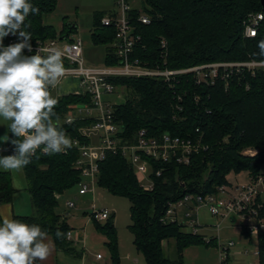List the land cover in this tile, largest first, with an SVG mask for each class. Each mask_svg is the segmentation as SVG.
I'll return each mask as SVG.
<instances>
[{
  "label": "trees",
  "instance_id": "obj_1",
  "mask_svg": "<svg viewBox=\"0 0 264 264\" xmlns=\"http://www.w3.org/2000/svg\"><path fill=\"white\" fill-rule=\"evenodd\" d=\"M39 8L38 14H29L25 23L32 43L38 40L66 38L77 28L67 24L58 34L45 16L53 12L58 0H29ZM141 9L152 17L150 24L139 21L141 9L133 8L131 15L135 32L142 36L134 55L150 67L172 69L219 62L243 61L261 58L258 42L264 39V20L257 35H245V20L249 14L264 11L261 0H141ZM95 14L92 33L96 44H107L106 64L118 62L113 26L102 25V17ZM167 47H161V39ZM6 43V37L3 44ZM26 56L35 53L24 54ZM112 81L125 90V99L113 104V113L120 126V135L134 141L138 130L145 128L149 135L168 133L182 138L200 140L206 148L192 156L189 164L166 162L150 158L152 188L146 189L131 161L122 153H108L99 162L98 185L116 195L127 196L131 202L130 229L138 251L148 264H184L183 253L193 243L211 244L203 234L184 229L178 222L162 220L170 202L179 201L186 194L217 193L227 183L230 172L247 171L251 176L264 174V68L255 74H234L229 85L223 79L215 84H198L192 73L179 75L173 84L154 77H114ZM52 91V89H51ZM53 120L68 137L88 143L82 128L92 119L78 117L66 122L70 104L90 102L88 94L69 93L59 96ZM17 139L10 132L12 140ZM254 149L255 154L244 153ZM80 156L78 147L71 145L67 152L48 155L38 151L31 163L24 167L27 191L33 213L15 214L14 219L37 224L52 234L58 248L72 250L68 239L70 226L58 212L59 195L79 188L82 173L76 167ZM161 171L158 175L157 171ZM17 190L11 172L0 170V204L13 201ZM264 216V196L259 197ZM95 223L108 237L111 264H120L117 229L112 213L104 221ZM1 221V219H0ZM57 231L63 235L57 237ZM175 239L176 255L167 257L164 241ZM259 262L264 264V231L258 236Z\"/></svg>",
  "mask_w": 264,
  "mask_h": 264
},
{
  "label": "built area",
  "instance_id": "obj_2",
  "mask_svg": "<svg viewBox=\"0 0 264 264\" xmlns=\"http://www.w3.org/2000/svg\"><path fill=\"white\" fill-rule=\"evenodd\" d=\"M131 0H118L120 12H112L102 17V25L113 26L115 28L116 39L114 42L115 54L118 62L101 68L86 67L84 65L83 41L78 37L49 38L38 40L31 43L32 51L24 50L23 54L35 53L38 49H58L63 53V64L66 69L61 82L71 76L78 77L80 80L81 92L77 94H88L90 102L70 104L69 111L66 114V122H72L78 117H88L92 119L90 125L83 127V134L88 137V143L82 142L78 138H70L71 145L78 147L80 156L76 162V167L82 173V180L79 183V193L95 194L98 184L99 162L106 155L112 153H122L125 155L136 169V173L146 189L152 188L153 181L150 178L152 169L151 161L148 157L166 162L176 161L178 163L189 164L192 156L206 148L200 140H194L191 137L182 138L164 133L160 136L148 134L147 129L142 128L136 133L134 141L124 139L120 135V126L117 123L113 113V102L108 96L117 92L118 86L112 81L114 77H154L164 79L173 84L179 75L192 73L198 84H215L218 79H223L226 86L229 85L230 78L234 74L250 72L255 74L260 68L257 59H248L243 61H219L193 65L184 68L172 69L162 68L159 65L150 67L146 62L134 55L135 48L140 44L142 36L135 32L136 28L131 15ZM264 20V11L249 14L245 20V35L254 37L257 35L259 25ZM139 21L143 24H150L152 17L146 11L141 10ZM22 42V38L17 35L6 37L4 46L13 43ZM161 47H167V40L161 39ZM46 56V51L40 52ZM56 87V88H57ZM55 88V89H56ZM54 89H52L53 91ZM59 96H56L57 99ZM95 134L96 138L93 136ZM66 149L64 152H67ZM42 151V150H38ZM37 151V152H38ZM43 152V151H42ZM14 153V151H13ZM246 154H255L254 149H247ZM160 175L161 171H157ZM249 179L237 185V193H227L226 184L219 187L217 193L212 194H186L179 201L170 202L166 209L163 221L180 223L181 211H185L187 217V227L193 233H200L199 212L201 209H207L212 216L226 218L233 213L242 214L245 218L244 230L252 238L256 236V244L252 249L245 248L246 255L257 257L259 262L260 249L258 236L264 231V216L261 213L262 203L258 202L259 197L264 196V174L253 177L248 172ZM148 179V183L143 181ZM67 207L72 209L76 207L74 199L67 201ZM91 218L98 221H104L111 216L112 211L108 208H98L95 201L92 204ZM187 208H190L187 210ZM184 226L183 223H180ZM221 223L216 226L219 229ZM71 230L68 232V239L71 238ZM207 242L214 240L204 235ZM234 246V241L222 245L220 260L222 264L228 261L230 248ZM101 259L102 255L97 254ZM255 264V263H250Z\"/></svg>",
  "mask_w": 264,
  "mask_h": 264
},
{
  "label": "clouds",
  "instance_id": "obj_3",
  "mask_svg": "<svg viewBox=\"0 0 264 264\" xmlns=\"http://www.w3.org/2000/svg\"><path fill=\"white\" fill-rule=\"evenodd\" d=\"M39 8L29 0H0V119L17 139L11 141L14 154L0 157V168L20 171L31 163L38 150L52 155L71 147V139L54 122L57 99L52 95L65 74L63 53L58 49L32 51L30 34L22 29L29 14ZM17 35L22 42L3 45L9 35ZM258 61L264 66V39L258 42ZM48 54L42 56L40 52ZM4 142L8 137L2 138ZM63 234L57 231L59 238ZM52 252L48 233L37 224L5 217L0 222V264H37Z\"/></svg>",
  "mask_w": 264,
  "mask_h": 264
},
{
  "label": "rangeland",
  "instance_id": "obj_4",
  "mask_svg": "<svg viewBox=\"0 0 264 264\" xmlns=\"http://www.w3.org/2000/svg\"><path fill=\"white\" fill-rule=\"evenodd\" d=\"M132 8L141 9V0H131ZM142 10V9H141ZM120 12L118 0H58L56 9L45 16V22L54 26L58 34L63 31L67 24H76L77 28L71 33V37L81 38L83 41V53L84 65L86 67L101 68L106 66V50L107 44H96L93 40L92 33L95 29V14L98 12ZM54 96V91L52 92ZM113 103H119L125 99V90L118 88L117 92L108 96ZM7 136L8 141L4 142L3 137ZM93 136L96 138L95 134ZM14 154L10 146V131L7 128V122L0 119V157ZM1 171H6L0 168ZM11 172L13 185L17 192L14 196L13 203L16 208V212L19 214H32V201L30 194L27 191V178L26 172L23 168L20 171ZM247 171L240 172L239 178L241 181L249 179V175L245 173ZM239 173L230 172L227 175L226 191L223 196H227L228 192L237 193V185L239 184L237 178ZM148 179L143 182L148 183ZM96 187V205L98 208H108L112 211V220L117 229L118 239V252L120 256V264H148L145 255L138 251L135 242L134 234L130 229L131 220V202L127 196L116 195L109 192L106 188L99 186ZM77 188H73L64 194L75 192ZM65 196V195H64ZM59 200V213H63V204L65 197H60ZM86 200V197H83ZM91 201V200H90ZM80 204V205H79ZM89 202L81 201L77 203L71 213L75 218H71L70 226L76 227L77 230L80 226H84L86 219H82L79 213L82 212V207L89 206ZM93 204V202H92ZM91 204V205H92ZM88 209L89 217L92 222L89 224L88 231V245L86 246V253L94 259L97 254H101L102 258L99 264H111V251L107 245L108 237L105 233L100 232L97 229L95 220L91 218L92 207ZM190 208H187L189 210ZM32 211V212H31ZM66 212V211H65ZM185 211H181L180 223L184 224V229L190 231L187 227L188 219L184 215ZM208 223L200 228V234H206L210 238H214L211 244L205 243H193L184 250V264H222L220 260L221 250L219 244H226L229 241H234V246L230 248V255L228 261L225 264H250L258 263L257 257L253 255H246L244 250L246 247L252 249L256 244V236L252 238L245 232L244 224L245 218L242 214L233 213L232 215L223 218L212 216L207 209H201L199 212V223ZM221 223L219 229L216 224ZM82 224V225H81ZM215 224V225H214ZM73 230V229H72ZM85 244L83 240L81 247L78 249L81 251ZM83 251V250H82ZM164 252L167 257L174 258L176 255V242L175 239H167L164 241ZM70 258L79 259L77 256L68 255ZM67 259L65 256H63Z\"/></svg>",
  "mask_w": 264,
  "mask_h": 264
},
{
  "label": "crops",
  "instance_id": "obj_5",
  "mask_svg": "<svg viewBox=\"0 0 264 264\" xmlns=\"http://www.w3.org/2000/svg\"><path fill=\"white\" fill-rule=\"evenodd\" d=\"M53 91L55 93L54 97L66 95L69 93H80L81 92L80 80L78 77H75V76L67 77ZM245 173L248 174V172H245ZM237 175H238L237 180L239 183L247 181V179L245 181H241L243 179L240 180V178H239L240 173ZM62 196L65 197V199H64V204H63V211L64 212L61 214H62V217L67 221V223L70 226V223H71L70 220H71L72 216L75 214L71 213V211L74 208H72V210H71L70 208L67 207V201L74 199L76 201V206H77V203H80L81 201H86V200H87V202L92 204V202H94L96 200V198H95L96 197V191H95L94 195L92 193L80 194L79 188H77V190L75 192H71V193L69 192L67 194L63 193V194L59 195V200L61 199L60 197H62ZM83 197H86V200H83ZM91 204H89V206L82 207V209H81L82 212L79 213L80 216L82 217V219H84V218L86 219V216H87V219H86V222L84 223V226H80L78 230L76 227L70 226V228H71L70 230H71L72 234H71V238H70L69 242H70V246H71L72 250L68 251L64 248H58L53 235L48 234V242L52 246L51 255L45 261L37 262V264H99L98 260H100V259H98L97 256L94 259H91V257L86 253V246L88 245L89 224H90V222H92L90 217L88 216L89 215L88 209L90 208ZM58 209H59V207H58ZM32 211H33V205H32ZM15 214H19V213L16 212V208H15L13 201L10 203L0 204V219H1L0 222H2V219L5 217L13 218ZM25 215H28V214H25ZM73 218H75V217L73 216ZM205 225H210V224H208L206 222L201 223L200 228H202ZM200 228H199V232H200ZM203 235H206V234H203ZM206 236H208V235H206ZM83 240H85V244L80 251L78 248L81 247L80 245H82ZM69 254L77 256L79 259H77V261H76L75 259H72V257L70 258V256H68ZM63 256H65L67 259H65Z\"/></svg>",
  "mask_w": 264,
  "mask_h": 264
},
{
  "label": "water",
  "instance_id": "obj_6",
  "mask_svg": "<svg viewBox=\"0 0 264 264\" xmlns=\"http://www.w3.org/2000/svg\"><path fill=\"white\" fill-rule=\"evenodd\" d=\"M261 3H262V5H263V7H264V0H261ZM62 38L65 39V38H66V35L63 36Z\"/></svg>",
  "mask_w": 264,
  "mask_h": 264
}]
</instances>
